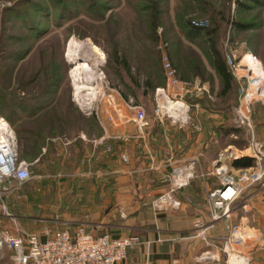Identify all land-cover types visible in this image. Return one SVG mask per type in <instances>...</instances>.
Returning a JSON list of instances; mask_svg holds the SVG:
<instances>
[{
	"label": "rangeland",
	"instance_id": "obj_1",
	"mask_svg": "<svg viewBox=\"0 0 264 264\" xmlns=\"http://www.w3.org/2000/svg\"><path fill=\"white\" fill-rule=\"evenodd\" d=\"M155 13L157 20L153 22ZM193 19L211 22L212 39L207 35H199L195 42L185 38L184 27ZM240 24L243 27H239ZM72 40L80 47L74 45L72 49H76L74 53L77 54L69 57ZM92 45L99 48L98 53L101 54L95 55ZM208 45H215L225 55L235 54L238 62L246 66L241 68L242 74L255 79L248 95L252 101L249 114L252 127H249L237 122L236 108L245 93L241 91L244 82L236 77L234 92L237 107L226 112V123L234 122L239 132L227 136L225 143L230 145H226V151L230 149L238 154L241 151L253 153L257 149L261 161L253 157L255 164L252 167L259 163L264 165V125L256 124L264 120V96L261 97L258 92L259 87L264 88V0H0V94L4 97L0 109L4 112L9 103L6 100L13 96L24 94L32 97L44 93L46 83L51 82L55 86H51L48 96L51 97L50 109L53 110L50 119L53 116L60 122V127L51 129V135L64 134L66 129L71 136V127H78L74 132H79L82 125L83 129L94 134L98 122L106 125L109 131L111 128L116 136L124 125L108 119L109 99H114L123 114L133 115L129 106L143 105L145 99L139 86L148 77L167 86L166 57L176 66L177 74L184 81L190 71V63L186 61L190 62L196 56L200 61L209 57ZM116 52L127 60L133 80L123 65L116 61ZM245 55L250 57L249 61L244 60ZM85 63L97 73L83 75L89 82L78 78L82 76V71L78 69ZM37 77L39 81L30 85ZM77 84L94 88V94L88 95L87 91L78 93ZM147 94V101L157 99L156 107L157 103H164L174 113L175 108L184 105V115L190 111L184 99L166 100L162 91L155 96L154 93L149 97ZM158 97L162 100L159 101ZM167 101L169 104H166ZM130 122L137 125L134 121ZM21 125L25 123L18 122L13 126L20 128ZM258 134H262V140L258 139ZM51 143L44 161H26L33 176L30 181L17 187L14 182L6 183L0 188L1 232L9 231L15 235L44 233L46 230L55 231L65 223H83L96 234L119 236L120 231H126L117 226L121 221L131 219L135 226L143 224L140 220L147 215L136 208V203L142 201L138 191L139 178H130L127 182L121 178V172L115 173L111 179L108 176L107 180L98 176L92 189L88 185L83 188L79 182L73 183L75 178H69L67 182L63 179L67 171L90 169V156L83 155L82 150L73 156H65L61 140ZM119 145H115L114 151L110 149L115 153L113 168L115 172L118 170L132 175L137 163H132L127 158L128 154L121 152ZM87 147L84 146L85 152ZM17 149L22 160L33 157L23 153L20 143ZM101 162L97 170L104 171L106 166ZM250 187H256L260 192L264 190L262 182ZM250 187L244 190L240 201L248 200ZM3 203L8 207L10 216L3 215ZM102 221L108 224L100 225ZM237 235L236 242L228 243V240L226 245L233 244L237 250L249 249L250 241H245L239 232ZM252 242L264 245L261 240ZM13 256V252L1 253L0 264H14Z\"/></svg>",
	"mask_w": 264,
	"mask_h": 264
},
{
	"label": "crops",
	"instance_id": "obj_2",
	"mask_svg": "<svg viewBox=\"0 0 264 264\" xmlns=\"http://www.w3.org/2000/svg\"><path fill=\"white\" fill-rule=\"evenodd\" d=\"M255 59L257 63H260L257 57ZM202 60L206 67L205 70L211 76L208 74H191L185 78V81L190 82L193 86L204 85L210 93L202 92L197 98L194 96V92L186 95L183 99L190 111H187L185 115L183 110L185 106L180 105L175 108L174 113L171 112L173 115L165 118L158 117L155 114L157 99L153 98V102L147 100L142 102L144 106H141L144 107L146 113H150V115L147 113L148 125L142 129L135 123L128 122L122 124L124 127L116 136L111 128L109 131L108 127L102 123L96 125L94 134L84 130L82 126L79 132L78 130L74 132L78 127H71V131H73L71 136L65 132L51 137L49 128H46L45 133L42 131L41 138L29 134V131L26 133L32 140L31 145L34 144L35 140L38 146L34 151L32 150L33 152L36 151L35 156L31 159L25 158L24 161L40 162L49 154L51 142L56 140L63 142L65 156H73L78 150H82L81 153H85L83 155L88 154L90 156V169L67 171L63 178L67 182L69 178H75L73 183L79 182V185L82 186L83 184V188L88 185V188L92 189L96 186L95 180L98 176H103L102 178L107 180L108 176L111 179L115 173L121 172L123 174L120 175L121 178L126 179L127 182L130 181V178L140 179L138 191L141 193L140 199L142 201L136 203L138 206L136 208L140 209V212L143 211L147 217L143 218L144 220L138 219V221L143 222L140 225L135 226L133 222L131 223L132 220L128 219L127 222L121 221L120 225L117 226L126 230L120 231L119 236L137 234L141 237L142 242L129 249L127 257L117 264H264V245H255L256 242H252L254 240L264 242V190L260 192L256 187H250L248 200L233 204L230 218L224 217L217 221L212 219L207 195L210 190L218 186L214 173L215 166L219 154L227 150L226 145H230L225 143L227 137L223 133V128L228 124L229 126H236L234 122L226 123V112L235 109L237 104L225 109L227 107H224L219 94L222 88L221 78L209 64L207 58ZM165 86V84H157L154 88V96L160 91L158 89H163ZM158 98L160 101L162 100V98ZM36 102L37 100L34 101V103ZM16 112L17 114L22 113L18 108ZM3 118L6 120L3 111L0 109V120ZM187 118L189 120L186 121ZM16 121L17 124L19 121ZM12 123L13 118L10 122L8 121V130L0 131V138L4 139L2 136L5 133L8 135L10 132V140H14L17 149L19 144L18 131ZM256 124L264 125V120ZM197 125L200 127L199 129L195 128ZM29 126L32 127L31 124ZM21 129L20 135L23 134ZM262 134H264V129ZM262 134L257 135L259 140H262L260 137ZM232 135L234 136V134ZM119 143L121 152L128 154L129 157L126 156L131 159L132 163H137V169L133 167L134 173L132 175L118 170L115 172L113 168L112 157L115 153L112 151L116 150L115 145ZM84 146H88L86 152ZM110 149L113 150L110 151ZM17 152L21 159L18 149ZM238 155L239 158L254 157L253 153L244 151ZM101 160V163L106 166L104 171L97 170ZM190 161L197 163L195 177L188 187L176 193V199L180 205L153 210L154 198L168 188L167 179L172 168L177 164ZM232 162H229V167L235 173L247 169L236 168ZM111 174L112 176H110ZM67 176L68 179H66ZM116 178L118 179L117 176ZM108 187L112 188V186ZM123 192H127V189H123ZM197 219H201L207 225L210 224L207 229L206 240L196 236L194 223ZM77 224L70 225L74 227ZM107 224L103 221L100 223V225L105 226ZM235 226L239 227V235L241 234L245 241H250L249 249L237 250L233 244H228L226 248V243L231 240V233ZM88 229L93 234L100 235L94 233L89 227ZM1 249L0 255L1 253L10 254L12 252L6 247Z\"/></svg>",
	"mask_w": 264,
	"mask_h": 264
},
{
	"label": "built area",
	"instance_id": "obj_3",
	"mask_svg": "<svg viewBox=\"0 0 264 264\" xmlns=\"http://www.w3.org/2000/svg\"><path fill=\"white\" fill-rule=\"evenodd\" d=\"M208 24L207 19L191 20V25L195 27H206ZM234 56L232 53H227L226 60L235 76L244 82L241 91L245 93L243 100L236 108L237 122L252 127L249 116L252 101L249 100L248 95L255 79L252 76L242 74L241 68L246 66L241 65V62H238L237 57ZM164 68L167 86L159 89L162 91L164 99L183 100L186 95L193 92L196 98L202 92L210 93L204 85L193 86L188 81L181 80L176 68L167 57L164 60ZM258 92L261 97L264 96V88L259 87ZM166 104L169 102L167 101ZM129 107L133 110V115L123 114L122 108H118L114 99H109L106 110L108 119L115 124L120 122L126 124L134 121L140 129L148 125L146 110L143 106ZM155 114L160 118L172 115L170 106H164V103H157ZM195 128L199 129L200 127L197 125ZM10 138V132L7 138H0V188L6 183L12 182L15 183L16 187L22 186L33 178L30 165L20 159L14 140H10ZM256 151L253 150V156L258 159L259 153ZM238 158L239 155L231 150L219 154L214 170L218 186L210 190L207 195V202L211 208L214 221L231 217L232 205L240 201L242 193L247 187L258 182H262L264 185V165L259 163L255 168L251 167L235 173L230 169L228 161ZM196 167L195 161L175 165L168 175L167 190L152 202V207L161 209L179 206L180 202L176 199V193L190 185L195 177ZM1 210L3 215L10 216L8 207L4 203L1 205ZM194 227L196 236L206 240L207 229L210 224L207 225L201 219H197ZM238 229L237 226L233 227L231 240L228 243L238 240ZM141 242L142 239L137 234L119 237L109 233L95 235L83 223L74 227L70 223H65L61 228L52 232L46 230L44 233L29 232L25 235L0 231V249L6 247L12 250L14 264H117L127 257L129 249L136 247Z\"/></svg>",
	"mask_w": 264,
	"mask_h": 264
},
{
	"label": "trees",
	"instance_id": "obj_4",
	"mask_svg": "<svg viewBox=\"0 0 264 264\" xmlns=\"http://www.w3.org/2000/svg\"><path fill=\"white\" fill-rule=\"evenodd\" d=\"M156 19V13L154 14V19L152 20L155 22ZM209 21V20H208ZM239 27H243V25H238ZM154 27H156L154 25ZM211 28V22L209 21L208 26L206 27H195L191 25V20L188 21V23L184 27V34L185 38L190 42H195V38L199 35H207L208 38H211L212 34L214 33ZM206 36V37H207ZM207 38V39H208ZM158 39V36H156V40ZM212 39V38H211ZM209 49V57H207L209 64L213 67V69L219 74L221 81H222V88L219 92L221 102H223L224 107H227L225 109H228V107L237 104V95L234 92L236 89L235 82H237L236 76L234 72L231 70L230 66L227 63L226 55L220 51V49H217L215 45H208ZM193 53L197 55L194 51ZM24 58H20V60H23ZM115 59L116 61L123 65V67L126 69V72L128 73L129 77L133 80L132 75L130 74V68L127 63V60L124 58H121L118 53H115ZM189 64L190 71H188V75L191 74H198V75H204L208 74L211 76L209 72H207L204 66V62L201 59L193 58L191 61H186ZM176 68V66H175ZM177 70V68H176ZM177 73L179 74L178 70ZM39 81L38 77L33 78L32 81L29 83L30 85H33ZM157 84H160V81L152 80L151 77H148L139 87L142 88V95L144 96L143 99H146V94L149 95L152 94L154 91V88ZM51 86H55L54 84L51 85V82H47L45 85L44 93L41 92V94H36L35 96L28 97L24 94H21L18 96H13L12 98H9L7 103V109L3 112V115L5 118L10 122L13 118V125L16 120H18L21 123H25V125H21L19 129L17 128L18 134H19V143L21 144L23 153L26 155H32L36 153L33 152L36 146H38L37 142L34 140V144L31 145V138L28 137L26 133H28L34 136H37L41 138L42 131H46V128H49V134L51 135V129H55L54 127H60V122L58 120H55V117L52 116L50 119V112L53 111L50 109L51 105V97L49 96V92L51 91ZM152 90V91H151ZM57 91H55L56 94ZM3 99L2 95L0 94V105H3ZM37 100L36 103L34 101ZM54 100V97L52 98ZM150 101H153V99H148ZM211 101V99H208ZM230 100V101H228ZM228 101V102H227ZM212 105V102H211ZM226 105V106H225ZM21 110V114H17L16 109ZM63 123V122H62ZM31 124L32 127L29 125ZM98 124V122H97ZM70 125V124H68ZM83 127V125H82ZM81 127V128H82ZM23 130H22V129ZM20 129L23 134L20 135ZM32 129V130H31ZM222 129V128H220ZM85 130V129H84ZM66 133V129L64 130ZM64 132V133H65ZM239 129L234 126H226L223 128V133L227 137L231 136L232 134L236 135L235 133H238ZM62 134V132L58 133ZM57 136L56 134L51 135V137ZM52 144V143H51ZM53 146V145H52ZM33 150V151H32ZM47 157V156H46ZM41 160V159H40ZM45 160V157L42 161ZM233 166L236 168H249L252 167L255 164V159L253 157L245 156L238 159L233 160L232 162Z\"/></svg>",
	"mask_w": 264,
	"mask_h": 264
},
{
	"label": "bare ground",
	"instance_id": "obj_5",
	"mask_svg": "<svg viewBox=\"0 0 264 264\" xmlns=\"http://www.w3.org/2000/svg\"><path fill=\"white\" fill-rule=\"evenodd\" d=\"M76 41H71L70 42V51L68 52V56L69 57H72V55H76L75 53H74V51H77L76 49H72L73 47H74V45H76L75 47L76 48H79L80 47V45L78 46V44L76 43ZM93 46V45H92ZM91 49V48H90ZM92 49H93V53L95 54V55H97V54H101V53H98L99 52V48H97L96 46H93L92 47ZM79 55V54H78ZM249 55V54H248ZM249 59H250V57L249 56H246L245 57V61H249ZM83 65V67H80L78 70L79 71H82V73L80 74V75H82V76H79L78 74V78H80L83 82L86 80V82L88 81L89 82V80H87V79H84V77H83V75L84 74H97L96 72H95V70H94V68L90 65V64H82ZM81 66V65H80ZM253 66H254V69L256 70L257 69V67H256V65H254L253 64ZM75 70H76V68H75ZM74 73V72H73ZM76 73V72H75ZM73 75V74H72ZM76 75V76H77ZM79 81V80H78ZM256 84V83H255ZM78 85V86H77ZM76 85V91L78 92V93H81V92H84V91H87L88 92V95H93L94 94V88H91L90 86H87V85H82V86H80L79 84H77ZM178 103H180V102H178ZM4 129H7L8 130V122L3 118V119H1L0 120V131L1 130H4ZM2 135V134H1ZM7 134L5 133L4 134V136H2L4 139L7 137L6 136ZM248 230V229H247Z\"/></svg>",
	"mask_w": 264,
	"mask_h": 264
}]
</instances>
